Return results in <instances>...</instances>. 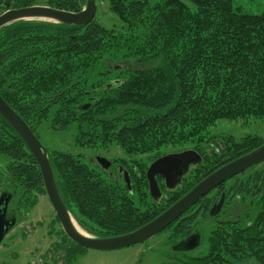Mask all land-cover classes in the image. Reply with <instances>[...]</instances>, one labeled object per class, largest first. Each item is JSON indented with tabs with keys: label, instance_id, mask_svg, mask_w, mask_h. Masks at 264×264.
Segmentation results:
<instances>
[{
	"label": "trees",
	"instance_id": "obj_1",
	"mask_svg": "<svg viewBox=\"0 0 264 264\" xmlns=\"http://www.w3.org/2000/svg\"><path fill=\"white\" fill-rule=\"evenodd\" d=\"M239 1L107 0L121 28H106L95 19L85 26L27 20L0 29V96L38 138L40 127L48 124L55 131L74 128L81 149L115 145L128 158L146 156L151 163L166 147L196 143L204 156L176 189L159 183L165 191L154 200L147 161H114L129 172V187L94 165L95 159L49 152L61 198L91 236L138 230L215 170L264 144L256 135L207 138L221 120H264V0H248L261 6L255 13ZM46 3L74 13L86 6V0ZM5 4L20 9L37 0H0V11ZM209 144L215 145L211 153ZM0 156L8 159L0 173L2 189L12 194L10 207L19 222L47 194L37 161L1 115ZM234 188L250 203L246 217L217 224L207 253L184 256L178 264L247 259L264 264V170ZM211 205L206 202L203 216L209 217ZM192 208L166 231L171 243L194 230L198 213ZM72 245L67 264L87 251Z\"/></svg>",
	"mask_w": 264,
	"mask_h": 264
},
{
	"label": "water",
	"instance_id": "obj_2",
	"mask_svg": "<svg viewBox=\"0 0 264 264\" xmlns=\"http://www.w3.org/2000/svg\"><path fill=\"white\" fill-rule=\"evenodd\" d=\"M5 7L6 9L0 14V29L13 23L27 20H41L67 26H85L96 19L99 6L96 0H86L85 8L77 13L38 5L15 9L11 4H5ZM0 115L18 133L37 161L43 177L47 198L67 237L74 244L85 250L115 251L147 243L157 235L163 233L189 209L196 205L198 201L206 197L214 189L244 173L248 169L264 162L263 144L252 152L215 170L164 213L138 230L117 237L95 238L91 235L83 234L76 227L72 215L65 206L58 190L49 159V151L42 145L29 125L1 96ZM100 162L105 169L112 167L111 161L105 158H100ZM201 162L202 157L193 150L164 155L152 162L146 172L151 197L154 200H159L162 197V191L157 177H162L164 179L165 186L168 190H174L182 183L183 177L189 172L191 166L198 165ZM124 176L126 184L130 187L131 183L128 173H125ZM1 181L2 179L0 178V184ZM11 201L12 194L6 190H2L0 194V245L18 223L16 213L10 210ZM223 204L224 198H222L218 207L210 211V216L214 217L219 214ZM200 244L201 235L195 234L178 243L174 249L178 252H189L198 248Z\"/></svg>",
	"mask_w": 264,
	"mask_h": 264
},
{
	"label": "rangeland",
	"instance_id": "obj_3",
	"mask_svg": "<svg viewBox=\"0 0 264 264\" xmlns=\"http://www.w3.org/2000/svg\"><path fill=\"white\" fill-rule=\"evenodd\" d=\"M47 0H37L38 6H46ZM239 3L249 12L260 11L256 2L241 0ZM2 14V11H0ZM96 20L106 28H121V21L112 14L108 8L107 0H100ZM125 65V64H124ZM126 66V65H125ZM122 67V65H121ZM136 68V67H135ZM248 135H256L264 139V120H241L227 121L221 120L211 127L207 133V138L225 136L233 137L235 140H241ZM39 140L49 151H59L74 155H82L84 160L95 163L94 159L98 157L109 161L121 159H142V162H148L146 156H136L128 158L119 146H110L104 150L81 149L75 145L76 130L70 128L67 131H55L44 124L38 130ZM196 143H190L177 147H166L161 151V155L180 153L187 150H195ZM207 151L211 153L215 145H205ZM8 159L0 156V173L5 171ZM100 167L98 163L94 164ZM264 169V162L261 165L246 173L255 170ZM246 175L241 176L245 180ZM123 181V179H121ZM161 183V180H159ZM162 184V183H161ZM231 185V183L229 184ZM0 185V194L2 192ZM164 189L162 192L164 193ZM16 202V201H15ZM15 204H13L14 206ZM78 230L83 234H88L79 226L73 217ZM197 230L201 232L202 239L198 248L189 252L175 251V244L170 242V232H164L157 235L147 243L134 245L128 248L115 251H95L87 250L72 258L73 264H178V259L184 256L201 257L208 251V237L211 229L216 227L214 218L205 217L197 221ZM74 244L66 235L61 225L56 221V214L47 196H39L37 204L31 208L28 215L20 220L16 227L10 231L0 245V264H29L35 256H44V259L52 254L58 256L60 261L66 260L67 250ZM173 244V245H172ZM54 249V250H52ZM42 252L40 255H38ZM174 254L173 255H169ZM61 255V256H60ZM52 256L48 262L56 263ZM62 258V259H61Z\"/></svg>",
	"mask_w": 264,
	"mask_h": 264
},
{
	"label": "flooded vegetation",
	"instance_id": "obj_4",
	"mask_svg": "<svg viewBox=\"0 0 264 264\" xmlns=\"http://www.w3.org/2000/svg\"><path fill=\"white\" fill-rule=\"evenodd\" d=\"M193 151H196V150H193ZM197 153H199V152H197ZM200 156L202 157V162L200 164H198V165L191 166V168L189 169L188 173L196 171L198 169V166H200L204 162V156L201 155V154H200ZM100 158L101 157H98L95 160L103 169H105L104 166L100 162ZM111 163H112V167L108 168V169H105L106 172H108L110 175H113L117 179L119 178V179H123L125 181L124 174L128 173V176H129V172L123 168L121 163H117V162H114V161H111ZM151 164H152V162L149 164V166ZM259 165H261V164H259ZM259 165H257V166H259ZM149 166H148V168H149ZM257 166H254V167L248 169L247 171H245L244 173H242V174L236 176L235 178L227 181L225 184H223V185L219 186L218 188L214 189L206 197H204L200 201H198V203L196 205H194L193 208H192L193 209V211H192L193 214L198 213L197 221L205 219V217H206V216H203V212H205V208H206L205 207L206 202L212 203V205L210 206L209 212H208L209 217H211L210 216V211L213 208L218 207V205H219L220 201L222 200V198H224V204L222 206L221 211L216 216L211 217V218L215 219L216 225L220 224L222 222H226V221L241 220V219L245 218L246 215H247V212H248V210L250 208V203L244 197H242L240 194L238 195L237 192L235 191L234 187H235V185H237L239 183V180L241 179V176L246 175V173H248L249 171H252V169L257 167ZM262 170H264V169L255 170L254 172L249 173L248 175H246V178H251V176H254L256 173H259ZM159 180H161V183L165 185L164 179L162 177H157L158 183H160ZM182 183H183V179H182ZM230 183H231V185H229ZM255 187H256V185H255ZM10 210L13 211L11 209V207H10ZM181 218H179L177 221H179ZM174 223L169 228H167L164 232L173 229V225L175 226V224H176V223L175 224ZM197 225L198 224L196 222L195 225H194V230L191 231V233L189 235H187L185 238H183L182 240H186L187 238H189V237H191V236H193L195 234H200L201 235V239H202L201 232H199L197 230V228H196ZM169 255L170 256L173 255V257H175L174 254H170L169 253Z\"/></svg>",
	"mask_w": 264,
	"mask_h": 264
},
{
	"label": "built area",
	"instance_id": "obj_5",
	"mask_svg": "<svg viewBox=\"0 0 264 264\" xmlns=\"http://www.w3.org/2000/svg\"><path fill=\"white\" fill-rule=\"evenodd\" d=\"M52 256H55V255L50 254L47 257V259L46 258L44 259V256H36V257H34L33 261L30 264H67V262L64 258L62 261H60L58 256L53 257V259L55 260L56 263L48 262L49 261L48 259H51Z\"/></svg>",
	"mask_w": 264,
	"mask_h": 264
},
{
	"label": "crops",
	"instance_id": "obj_6",
	"mask_svg": "<svg viewBox=\"0 0 264 264\" xmlns=\"http://www.w3.org/2000/svg\"><path fill=\"white\" fill-rule=\"evenodd\" d=\"M54 250V249H52ZM42 252H40L38 255H40ZM36 257V256H35ZM34 259V258H33ZM33 259L31 260V262L33 261ZM30 262V263H31ZM29 263V264H30ZM229 264H260L259 262H257L256 260L254 259H247V260H243V261H234L232 263H229Z\"/></svg>",
	"mask_w": 264,
	"mask_h": 264
},
{
	"label": "bare ground",
	"instance_id": "obj_7",
	"mask_svg": "<svg viewBox=\"0 0 264 264\" xmlns=\"http://www.w3.org/2000/svg\"><path fill=\"white\" fill-rule=\"evenodd\" d=\"M9 124V123H8ZM77 227V226H76ZM80 231V230H79Z\"/></svg>",
	"mask_w": 264,
	"mask_h": 264
}]
</instances>
